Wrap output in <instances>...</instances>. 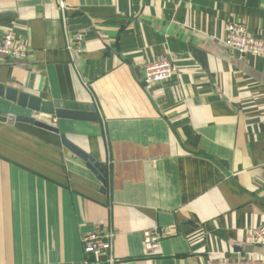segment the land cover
Here are the masks:
<instances>
[{
	"label": "crops",
	"instance_id": "0c3cea01",
	"mask_svg": "<svg viewBox=\"0 0 264 264\" xmlns=\"http://www.w3.org/2000/svg\"><path fill=\"white\" fill-rule=\"evenodd\" d=\"M230 23L264 39V0H0V35L28 48L22 63L0 54V86L97 115L56 119L0 96V117L58 130L0 121V264H97L82 238L98 228L115 264L264 256L246 243L264 232V58L222 44ZM157 55L177 71L146 89Z\"/></svg>",
	"mask_w": 264,
	"mask_h": 264
},
{
	"label": "built area",
	"instance_id": "2783aa9c",
	"mask_svg": "<svg viewBox=\"0 0 264 264\" xmlns=\"http://www.w3.org/2000/svg\"><path fill=\"white\" fill-rule=\"evenodd\" d=\"M221 42L231 52L243 56L264 58V39L250 35L242 24H226ZM71 46L75 53L80 54L82 52V34L74 36ZM0 54L14 62L22 63L28 55V48L24 43L16 41L12 31L5 30L0 35ZM176 71L177 67L171 60H168L164 55H157L144 67L142 83L146 89H149L155 84L170 80ZM113 238L114 235L111 231L98 228L82 238L83 252L92 256L97 264H115L111 255ZM159 239V236L154 233L143 232L144 251L146 253L157 252L160 248ZM246 243L264 248V232L258 229L253 230L247 236ZM208 264H264V256L258 258L250 257L247 254L237 260L223 258L209 261Z\"/></svg>",
	"mask_w": 264,
	"mask_h": 264
},
{
	"label": "water",
	"instance_id": "95a60500",
	"mask_svg": "<svg viewBox=\"0 0 264 264\" xmlns=\"http://www.w3.org/2000/svg\"><path fill=\"white\" fill-rule=\"evenodd\" d=\"M0 96H3L4 99L16 106L27 109L31 113L35 114H43L45 116L55 117L56 119H69V120H81L88 122H97V115L95 108L93 106L87 105H78L71 103H61V102H43L42 100L30 96L25 93H18L12 89H5L0 86ZM1 116L0 121H9V122H26L32 124L36 127L45 129L52 133L58 134V130L53 128L47 124H42L38 122L34 117L30 116H9L5 117ZM62 144L73 154H75L78 158H80L83 162L87 164V167L90 170H97L98 173L103 175V168H100L99 164L95 163V161L82 152L80 149L76 148L73 144H71L63 134H60ZM95 169V170H94ZM98 180L105 185L104 179L98 175Z\"/></svg>",
	"mask_w": 264,
	"mask_h": 264
}]
</instances>
